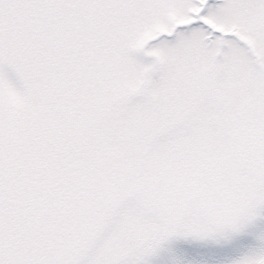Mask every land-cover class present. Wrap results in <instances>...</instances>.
Listing matches in <instances>:
<instances>
[{
	"label": "snow or ice",
	"instance_id": "1",
	"mask_svg": "<svg viewBox=\"0 0 264 264\" xmlns=\"http://www.w3.org/2000/svg\"><path fill=\"white\" fill-rule=\"evenodd\" d=\"M0 264H264V0H0Z\"/></svg>",
	"mask_w": 264,
	"mask_h": 264
}]
</instances>
